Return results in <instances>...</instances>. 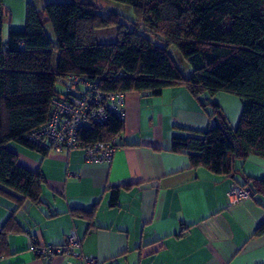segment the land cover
<instances>
[{"label":"trees","instance_id":"16d2710c","mask_svg":"<svg viewBox=\"0 0 264 264\" xmlns=\"http://www.w3.org/2000/svg\"><path fill=\"white\" fill-rule=\"evenodd\" d=\"M115 1L135 9L131 30L116 13L99 14L90 0H61L39 9L28 2L24 26L9 29L4 37L8 9L0 0V193L15 197L19 208L25 201L40 204L45 179L40 171L22 166L6 145L20 144L44 156L52 150L34 144L28 134L47 121L51 101L61 93L58 79L69 82L71 75L96 81L101 91L125 95H159L167 87H185L213 120L205 129L180 126L187 134L172 138V151L186 155L191 167L229 175L250 155L264 159V0ZM109 27L116 30V41L98 43L96 31ZM171 46L190 64V75L177 65ZM220 92L242 104L236 127L214 100ZM202 95H207L203 101ZM123 120L111 117L81 130L78 139L84 145L117 137L118 146ZM243 187L251 195H264V177L249 178ZM118 191L112 189V204ZM71 214L90 216L91 211L74 209ZM257 234H264V222Z\"/></svg>","mask_w":264,"mask_h":264},{"label":"crops","instance_id":"0c3cea01","mask_svg":"<svg viewBox=\"0 0 264 264\" xmlns=\"http://www.w3.org/2000/svg\"><path fill=\"white\" fill-rule=\"evenodd\" d=\"M214 100L236 127L240 100L224 92ZM212 121L200 100L177 85L159 95L126 93L110 162H87L82 148L44 156L8 143L18 162L45 181L37 205L25 201L19 208L15 197L0 193V264H76L72 255L48 259L31 249L32 239L64 244L70 229L79 250L99 264H264V234H257L264 195L227 200L233 186L264 177V159L250 155L234 174L217 175L191 167L186 155L171 149L174 136L187 134L180 126L205 129ZM74 209L91 214L73 216Z\"/></svg>","mask_w":264,"mask_h":264},{"label":"built area","instance_id":"2783aa9c","mask_svg":"<svg viewBox=\"0 0 264 264\" xmlns=\"http://www.w3.org/2000/svg\"><path fill=\"white\" fill-rule=\"evenodd\" d=\"M124 116L125 93L104 92L98 89L96 81L71 75L64 92L58 93L52 99L47 121L32 130L28 134V140L53 150L82 148L87 162H110L117 148V137L106 142L97 141L82 145L78 133L94 125L105 124L111 117L122 120ZM248 197V189L235 185L230 189L227 200L234 203ZM80 245L81 241L75 230L70 229L64 244H43L32 239L31 249L38 256L48 259L55 255L69 254L78 260L76 264H99L96 257L81 252Z\"/></svg>","mask_w":264,"mask_h":264},{"label":"rangeland","instance_id":"374dc122","mask_svg":"<svg viewBox=\"0 0 264 264\" xmlns=\"http://www.w3.org/2000/svg\"><path fill=\"white\" fill-rule=\"evenodd\" d=\"M49 1H61V0H4V4L8 9V16L4 22L3 34L4 37L11 28H22L24 26V18L26 13L27 3L30 2L36 9H39L44 3ZM95 4L99 14L105 15L110 12L116 13L119 16L120 22L127 30H131L137 22V13L135 9L126 3H122L115 0H90ZM46 32L50 38L54 41V34L50 24L46 25ZM98 43H112L117 39L116 30L113 27L103 28L96 31L95 35ZM158 44H162L157 41ZM172 56L174 57L177 65L184 71L186 75H190L192 72L190 64L182 57L180 52L175 46L170 47ZM57 58V53H54V62ZM67 78H60L56 83V90L58 92L64 91V84L67 83ZM207 96V95H205ZM236 97V96H234Z\"/></svg>","mask_w":264,"mask_h":264}]
</instances>
